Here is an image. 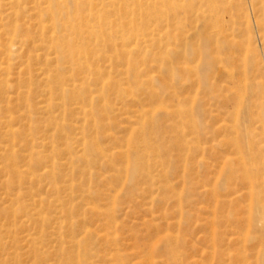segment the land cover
<instances>
[{
    "label": "rangeland",
    "instance_id": "obj_1",
    "mask_svg": "<svg viewBox=\"0 0 264 264\" xmlns=\"http://www.w3.org/2000/svg\"><path fill=\"white\" fill-rule=\"evenodd\" d=\"M45 1L0 0V264H264L222 201L264 152L251 0Z\"/></svg>",
    "mask_w": 264,
    "mask_h": 264
},
{
    "label": "bare ground",
    "instance_id": "obj_2",
    "mask_svg": "<svg viewBox=\"0 0 264 264\" xmlns=\"http://www.w3.org/2000/svg\"><path fill=\"white\" fill-rule=\"evenodd\" d=\"M51 1L52 0H46L44 2L48 4L46 9L49 12L52 11ZM251 5L258 14V24L263 32L262 40L264 42V0H251ZM194 17L198 20L205 21L206 19L204 12H197ZM76 20L81 22L82 17L78 15ZM70 26L74 28L71 24ZM198 29H201V27H197L195 35L198 33ZM81 32L82 30H80V32L77 31L76 34L79 33V35H81ZM50 42L53 44L56 51H67L70 58H72L74 53L79 50L75 48L73 43L74 41L70 39L66 40L64 44H62L61 41L56 39L55 36H51ZM147 42L148 41H146V43ZM182 44L186 47L189 46L191 44L190 38L183 40ZM14 47V44L11 43L8 46V49L12 51ZM79 51H81L79 53L84 54V48L80 49ZM79 57L80 58L78 59V63L76 65L79 67V69L84 70V64L81 61L84 59V56ZM164 60L165 65L168 66L167 69L170 70L172 68V64L174 63L173 60L170 57ZM9 66L10 65L8 63L7 66L2 67L1 70L3 72L8 71ZM224 72L225 69L222 66H217V73L222 74ZM154 77L155 76H152L151 78ZM14 118L15 117L13 114H10L7 117V120L11 122L14 120ZM234 130H236V127ZM8 132L15 135L16 130L10 129ZM84 145L86 146V143ZM130 148H132V144H130ZM255 149L257 150L256 152H254ZM234 150L236 156L233 157L230 154L226 159V163L230 165V167L232 165L235 167H231L230 170L228 179L230 187L222 197L223 204L226 205L231 212H234L236 215L241 217V219L238 221V223L240 222L238 225L240 228L245 226L247 221L242 217V215L244 216L249 211V221L255 222L259 227L260 232L264 235V180L260 176V165L264 163V152L261 146L258 147V145L256 146L255 144V146L247 147L239 139L236 140V148ZM219 196L220 194L217 196V208L221 202V200L219 202ZM261 246L262 249H260V255L264 253V243H262Z\"/></svg>",
    "mask_w": 264,
    "mask_h": 264
}]
</instances>
